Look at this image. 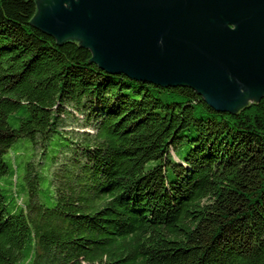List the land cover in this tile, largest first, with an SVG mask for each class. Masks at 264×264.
Returning a JSON list of instances; mask_svg holds the SVG:
<instances>
[{
  "label": "trees",
  "instance_id": "16d2710c",
  "mask_svg": "<svg viewBox=\"0 0 264 264\" xmlns=\"http://www.w3.org/2000/svg\"><path fill=\"white\" fill-rule=\"evenodd\" d=\"M37 1L0 0V264H264V98L109 74Z\"/></svg>",
  "mask_w": 264,
  "mask_h": 264
},
{
  "label": "water",
  "instance_id": "95a60500",
  "mask_svg": "<svg viewBox=\"0 0 264 264\" xmlns=\"http://www.w3.org/2000/svg\"><path fill=\"white\" fill-rule=\"evenodd\" d=\"M32 25L112 75L189 87L217 112L264 98V0H38Z\"/></svg>",
  "mask_w": 264,
  "mask_h": 264
},
{
  "label": "rangeland",
  "instance_id": "374dc122",
  "mask_svg": "<svg viewBox=\"0 0 264 264\" xmlns=\"http://www.w3.org/2000/svg\"><path fill=\"white\" fill-rule=\"evenodd\" d=\"M80 127V126H79ZM17 148H19V147H22V148H24L25 149V152H26V158H29L31 155H32V147H31V144L30 143H28L27 141H24V140H22V141H19L17 144ZM172 154H173V157H175V159L176 160H178V157L174 154V152H172ZM177 154H179V152L177 153ZM23 157H19V159H18V161L17 162H19L21 159H22ZM37 160H38V156H37ZM33 163L35 164L36 162L35 161H33ZM24 203L25 201H21V203Z\"/></svg>",
  "mask_w": 264,
  "mask_h": 264
}]
</instances>
